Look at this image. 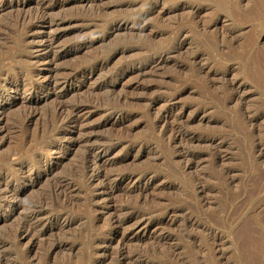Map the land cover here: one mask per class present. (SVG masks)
<instances>
[{"label": "rangeland", "instance_id": "374dc122", "mask_svg": "<svg viewBox=\"0 0 264 264\" xmlns=\"http://www.w3.org/2000/svg\"><path fill=\"white\" fill-rule=\"evenodd\" d=\"M47 74L83 81L54 94ZM11 79L26 86L0 92V174L32 167L0 203L3 260L264 264V0H0V90ZM75 102L82 120L61 130L54 109ZM101 140L131 192L127 178L111 197L87 185Z\"/></svg>", "mask_w": 264, "mask_h": 264}, {"label": "bare ground", "instance_id": "6f19581e", "mask_svg": "<svg viewBox=\"0 0 264 264\" xmlns=\"http://www.w3.org/2000/svg\"><path fill=\"white\" fill-rule=\"evenodd\" d=\"M59 36H54L50 37L47 42H45L42 46L44 50V54H49L50 58L48 59L47 63L49 66H52V64L56 63L57 58H61L63 55H60L53 52V47L56 46L58 42ZM53 53L52 57L51 54ZM48 57V56H46ZM160 61H158L156 64H158ZM49 71H53V67H49ZM47 89H50L54 94H56V90L66 88L67 86H73L76 84V82H82L83 78L78 75V74H67L63 79L56 80L51 77L50 74H47ZM5 78H8L5 76ZM9 79V78H8ZM5 85V84H3ZM40 85V84H39ZM39 85H33L31 86L30 93H36L40 92L38 91ZM26 84L24 81H13L12 79L9 81L7 85H5V88H2L0 90H6L7 93H16L19 91L21 88L25 87ZM84 104L82 103H73L70 105H63V104H58V106L54 109L56 115L60 117V122H61V130L64 126H66L67 123L70 121H74L75 123L80 124L82 120V109H83ZM1 113V110H0ZM168 115L164 116V132L171 131L173 134V138H171L173 141H176L177 138L183 139L184 138V128L183 125L181 124L182 120L179 118L174 119L173 121H169L167 118ZM90 137H85L83 138V142L87 144L89 142ZM106 141L101 140L97 144L89 143L86 152L88 156L90 157L87 159V166H86V182L87 185H90L93 188V192H95V195L99 194H107V196L111 197L113 196V193L117 191V184L121 181L123 178H127L128 185L124 186L123 188H120L121 191L124 193L131 192L134 188L130 184L131 182H134L132 180V176H127L123 172L115 173L112 174L111 172L107 171L106 169V159H104L105 153H106ZM179 150H182L180 147L178 148ZM185 156H190L192 153L191 152H185ZM58 161L60 160V156L55 157ZM32 167V163H16L13 165V170L11 172H6V173H1L0 174V203L5 204L9 203L10 200H13L16 195V189L15 187L12 186L13 182H22L25 180H28L29 169ZM149 181V180H148ZM16 184V183H15ZM148 184L145 183L143 186L139 187L140 191L146 190ZM65 188V187H64ZM69 189V187L67 186ZM57 193L58 194H63L65 195V191L63 189L62 184H57L56 186ZM119 189V187H118ZM14 196V197H13ZM126 206L122 205L117 211H124L126 210ZM44 210L42 208L39 209H34L31 217L27 220L28 226L25 230L27 232L30 231L34 227L35 222L39 219V215L43 212ZM62 218V216L58 217ZM62 221L66 220L65 217L61 219ZM127 221V218L125 219H116L115 223L117 226H121V223H125ZM141 225L140 222L135 223V228L139 227ZM139 228L138 230H141ZM146 232V228H143V234L144 235ZM138 233V231H137ZM138 235V234H137ZM136 235V236H137ZM162 238H165L162 236ZM12 262L3 260L2 257H0V264H11Z\"/></svg>", "mask_w": 264, "mask_h": 264}]
</instances>
